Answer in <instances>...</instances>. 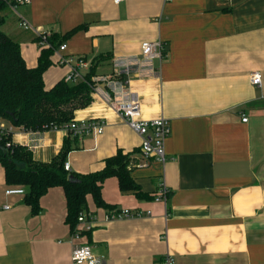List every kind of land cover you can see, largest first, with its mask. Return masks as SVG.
<instances>
[{"label":"crops","instance_id":"0c3cea01","mask_svg":"<svg viewBox=\"0 0 264 264\" xmlns=\"http://www.w3.org/2000/svg\"><path fill=\"white\" fill-rule=\"evenodd\" d=\"M17 12L67 45L54 49L47 90L70 72L61 58H84L86 76L98 58L110 56L94 78L113 83H100L92 104L75 113L78 121L104 119V132L81 138L66 164L88 174L118 151L132 153L131 175L146 198L107 179L102 197L113 209L97 207L89 195L99 222L73 239L64 190L50 189L34 215L24 195H6L0 165V264H75L72 251L81 244L92 246L99 264H155L166 254L176 264H264V0H31ZM4 15L3 31L20 44L27 66L37 67V34L19 26L11 7ZM144 42H162V58L145 62ZM255 71L260 86L251 83ZM108 95L135 97L142 118L170 121L164 165L145 161L141 136L107 105ZM66 136L16 128L12 139L49 162ZM163 186L166 203L155 199ZM122 209L151 214L105 222L107 212Z\"/></svg>","mask_w":264,"mask_h":264},{"label":"trees","instance_id":"16d2710c","mask_svg":"<svg viewBox=\"0 0 264 264\" xmlns=\"http://www.w3.org/2000/svg\"><path fill=\"white\" fill-rule=\"evenodd\" d=\"M9 3L0 0V120L22 128L27 132H45L61 129L75 120L78 110L89 107L93 102L94 76L96 69L110 56L98 58L85 76V81L69 83L59 81L47 90L45 72L52 67L54 49L62 40L50 37V48H41L37 67L29 68L23 58L21 46L3 31L5 10ZM82 27L73 29L74 35ZM11 133H0V165L5 170L6 183L10 187H23L24 204L32 214L41 211L40 200L52 188L64 190L67 203L66 223L71 231L78 223V217L89 212L87 197L91 195L97 207L113 209L102 197L104 183L117 178L122 192H133L138 198H146L132 178V153L118 151L107 158L102 170L78 174L66 169L68 155L80 149V139L68 133L57 156L49 162L34 158L32 151L24 145L13 142ZM13 142L11 146L8 143Z\"/></svg>","mask_w":264,"mask_h":264},{"label":"built area","instance_id":"2783aa9c","mask_svg":"<svg viewBox=\"0 0 264 264\" xmlns=\"http://www.w3.org/2000/svg\"><path fill=\"white\" fill-rule=\"evenodd\" d=\"M9 3L15 13L19 17V26L27 31H34L39 39V45L41 48H50L51 44L49 39L51 35L47 32H43L39 29L34 28L28 21H26L21 15L18 14L17 8L20 5H28L31 0H6ZM116 4H119L126 0H114ZM67 45L63 44L60 46L61 51H65ZM164 47L162 42H144L141 47V58L145 62H152L155 58H162ZM59 65L69 66L70 72L65 76V80L69 83H77L80 81H85V75L82 74L80 68L86 66V60L84 58H61L58 62ZM95 82L94 93L98 91L99 84L102 82L111 84L113 83L111 77H95L93 78ZM251 83L254 86H260L262 84V76L260 72H252ZM113 86V85H112ZM107 105L115 111L120 118L135 132H137L141 138L142 143L140 147L141 154L145 161L150 159H155L161 164H165L167 161L165 144L166 140L171 135V124L170 121L164 117H160L153 120H146L142 118V108L141 104L135 97L128 99H116L115 97L108 95ZM248 118L243 117V122H247ZM106 122L102 118L94 120H74L70 124L65 125L61 129L65 132L71 133L73 136L79 139L94 135L100 136L103 134ZM16 130L11 124L0 120V133H11L13 134ZM21 131L26 133H37V132H27L20 128ZM13 142L7 144L11 146ZM29 148V147H28ZM35 149V146H31ZM148 163L138 164V167H146ZM66 169L69 170V166L66 164ZM168 189L163 186L160 192L155 197L158 202H165L168 198ZM6 195H25V189L23 187H10L6 191ZM5 209H10V206H5ZM145 214H151V212L134 211L131 212L129 209L122 210H112L107 212L104 216L105 222H110L119 219H128L133 217H142ZM99 222V218L96 214L92 212H84L79 215L78 223L74 230H72V238L79 239L87 237L91 233ZM72 261L75 264H99L98 257L94 254L92 246L89 244H81L74 247L72 251ZM155 264H176V260L169 254L163 256Z\"/></svg>","mask_w":264,"mask_h":264}]
</instances>
